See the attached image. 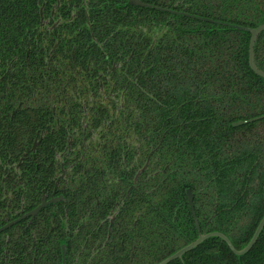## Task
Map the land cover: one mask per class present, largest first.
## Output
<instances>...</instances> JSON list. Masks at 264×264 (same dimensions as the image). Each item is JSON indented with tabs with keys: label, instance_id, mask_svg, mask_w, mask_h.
<instances>
[{
	"label": "flooded vegetation",
	"instance_id": "1",
	"mask_svg": "<svg viewBox=\"0 0 264 264\" xmlns=\"http://www.w3.org/2000/svg\"><path fill=\"white\" fill-rule=\"evenodd\" d=\"M132 1L0 0V264H157L188 211L199 238L190 114L147 106L156 11L192 15Z\"/></svg>",
	"mask_w": 264,
	"mask_h": 264
},
{
	"label": "trees",
	"instance_id": "2",
	"mask_svg": "<svg viewBox=\"0 0 264 264\" xmlns=\"http://www.w3.org/2000/svg\"><path fill=\"white\" fill-rule=\"evenodd\" d=\"M157 1L158 7L172 10L187 6L185 12L192 16L156 11L159 22L167 16L173 21L147 59L152 66L147 106L163 118L190 114L179 130L181 142H188L195 169L204 162L209 189L206 206L196 200L197 217L205 232H221L242 250L264 217V119L235 124L264 116V78L249 65L251 34L232 26L264 24V0ZM255 62L264 72V32L255 45ZM193 183L188 187L196 191ZM180 215L182 224L147 235L168 242L159 250L163 254L157 264L184 248V238L193 242L197 237L191 213ZM169 264H264V229L243 256L213 237Z\"/></svg>",
	"mask_w": 264,
	"mask_h": 264
},
{
	"label": "water",
	"instance_id": "3",
	"mask_svg": "<svg viewBox=\"0 0 264 264\" xmlns=\"http://www.w3.org/2000/svg\"><path fill=\"white\" fill-rule=\"evenodd\" d=\"M132 4L135 5H143L139 0H134L131 2ZM204 20V19H203ZM234 28H236L237 30H243V31H247L251 34V40H250V46H249V65L250 68L252 69V71L264 78V72L262 70H260L255 62V45L257 42V39L259 37V35L264 32V24L260 25L257 28H248V27H241V26H232ZM264 119V116L258 117V118H254L250 121H240L238 123L235 124V126H241V125H245L247 123H253L256 122L258 120ZM189 204L191 206V210H192V214L194 216V220L196 223V227L199 233V238L190 243L189 245L185 246L184 248H182L181 250L177 251L175 254H173L172 256L168 257L167 259L163 260L162 262H160L159 264H169L175 260H182L184 255L192 250H194L195 248H197L198 246H200L203 242H205L206 240L213 238V237H217L222 239L231 249V251L236 255V256H243L245 254H247L248 252H250V250L254 247V245L256 244L258 238L260 237L263 229H264V217L262 218L260 224L258 225V228L254 234V236L252 237L251 241L249 242V244L242 250H237L231 240L223 233L221 232H212V233H203L201 232V228L199 226V222L198 219L196 217L195 211H194V207H193V197L191 195H189Z\"/></svg>",
	"mask_w": 264,
	"mask_h": 264
}]
</instances>
